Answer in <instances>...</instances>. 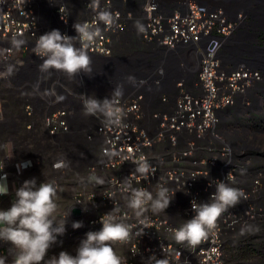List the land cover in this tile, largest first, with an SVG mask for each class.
I'll return each mask as SVG.
<instances>
[{
    "label": "built area",
    "instance_id": "built-area-1",
    "mask_svg": "<svg viewBox=\"0 0 264 264\" xmlns=\"http://www.w3.org/2000/svg\"><path fill=\"white\" fill-rule=\"evenodd\" d=\"M94 2L0 0V134L9 121L10 94L27 99L28 128L43 134L37 136L39 156L0 158V209L14 202L15 190L29 179L27 170L42 162L40 154L55 155L52 184L58 189L60 178L80 167L72 157L81 150L96 182L93 189L77 190L56 219L67 220L68 239L79 244L114 212L130 231L126 243L114 245L125 264H252L240 249L264 234V131L250 124L264 101V46L250 12L199 0H98L95 8ZM101 11L110 14V24L98 21ZM74 23L99 32L84 45L90 60H129V76L138 68L130 87L109 102L119 124L102 114L84 115L90 97L84 72L70 77L39 67L42 59L33 52L39 36L53 29L75 36ZM80 124L84 139L70 136ZM133 161H146L154 172L142 177ZM221 181L247 198L224 211L195 248L177 243L175 230L194 215L192 201H209ZM160 184L174 196L169 207L138 217L127 206L126 189L155 195ZM74 207L82 210L80 217L73 216ZM73 221L82 227L73 229ZM61 244L59 239L50 251ZM5 248L15 251L0 241V259L13 264Z\"/></svg>",
    "mask_w": 264,
    "mask_h": 264
},
{
    "label": "clouds",
    "instance_id": "clouds-1",
    "mask_svg": "<svg viewBox=\"0 0 264 264\" xmlns=\"http://www.w3.org/2000/svg\"><path fill=\"white\" fill-rule=\"evenodd\" d=\"M98 7V0L94 8ZM100 22L111 23L106 11L97 15ZM76 35L62 34L53 29L39 36L33 48L34 54L42 59V71L55 69L70 77L90 71V57L84 45L90 44L99 32L87 24L74 23ZM79 42L80 47L76 44ZM11 73V68L8 69ZM85 115L102 114L108 123L119 124V114L107 98L89 97L83 102ZM136 172L148 178L154 169L146 161H133ZM97 183L102 184L103 180ZM127 206L138 216L150 209L153 213L164 212L174 196L160 184L153 195L145 189H126ZM56 188L52 183L37 182L35 177L25 179L15 190V200L7 209H0V241L9 243L15 249L13 264H125L114 245L126 243L130 239L129 228L117 222L114 212L101 220L99 231H89L75 248V254L62 250L58 255L49 256L50 249L58 243V237L66 232V222H56L58 206L55 202ZM242 190L230 187L223 181L215 186L209 201L195 203L191 208L194 215L174 232L177 243H186L195 248L209 232L215 229L219 216L229 208H234L246 199ZM82 227L81 221H73L72 228ZM0 264L4 260L0 259ZM164 264V262H161Z\"/></svg>",
    "mask_w": 264,
    "mask_h": 264
},
{
    "label": "crops",
    "instance_id": "crops-1",
    "mask_svg": "<svg viewBox=\"0 0 264 264\" xmlns=\"http://www.w3.org/2000/svg\"><path fill=\"white\" fill-rule=\"evenodd\" d=\"M90 61V71L85 73L86 81L90 89V97H96L101 100L106 98L104 95L109 90V88H106L107 85H116V87L111 89L122 93L130 87L128 81L124 79L123 81L125 82H121L120 79H118L122 74L119 69L111 68L110 66L103 64V61L99 59H92ZM106 76L109 79H104ZM93 87L96 89V92L93 91ZM6 98H8L6 105V117L9 121L5 123L3 131L0 134V158L7 162L8 156L16 160H24L26 158L39 156L37 152L39 151V148L37 149L39 144L37 136H43V134L40 133L39 129L28 128V119L24 111L27 99L25 97L20 99L18 95L14 94H10L6 96ZM111 99H108V101L110 102ZM79 126V131L76 132V126V129L72 130L70 136H81L82 138L83 136H86L83 129L84 125L80 124ZM7 141H9L8 144ZM78 141V143H83L81 140ZM94 152L98 156L97 150ZM73 153V163H79L81 165L65 177L60 178V187L56 189L55 197V202L58 206L57 213L54 214L55 219L62 218L67 212L68 208L73 203V198L77 190H90L95 187L96 177L89 179L84 167L87 161L84 159V156H82V151L77 150ZM40 156L42 158V162L38 163V165L34 168L27 170V177H35L38 183H53V179L55 178L54 176L56 175V169L53 166L55 163V155L44 153L42 155L40 154ZM10 168L12 169V166ZM66 189L72 192L68 198L67 196H64V191L66 192ZM66 235L67 229L64 236ZM72 242L76 243L77 241ZM57 249L58 247L55 246V250H51L50 252H56ZM4 250L7 251L9 259L13 262L15 251L8 248H5ZM51 255L52 254H49V256Z\"/></svg>",
    "mask_w": 264,
    "mask_h": 264
},
{
    "label": "rangeland",
    "instance_id": "rangeland-1",
    "mask_svg": "<svg viewBox=\"0 0 264 264\" xmlns=\"http://www.w3.org/2000/svg\"><path fill=\"white\" fill-rule=\"evenodd\" d=\"M199 1H201L204 4H208L210 6H222V7H225L232 13L240 11V10H246V11L250 12L248 14L251 16V18L253 20L252 24L255 25V27L258 29V31H259V29H263V30H261V31H263V33L261 35V38H262L261 41H262V43L264 45V0H251V3H250L249 0H199ZM241 4H247L246 6L250 5L248 7L249 9L242 7ZM258 38L260 39V36H258ZM260 60L261 61L263 60V62H264V55H263V59H260ZM175 66L176 65L174 64V68H175ZM137 69H136V71H137ZM133 71H135V70H133ZM136 71L133 74L134 76L139 75ZM133 75H131L130 77H132ZM120 77L121 76H119V79H120ZM114 87H116V85H110V86L107 85L106 88L107 89L109 88V90H108L109 92L107 91L108 93L106 92L105 95H104V96H106L107 99H111L114 96H117V95L122 93V92H117L114 89H111V88H114ZM93 89H94L93 91L96 92V89L94 87H93ZM95 149L97 150V154L99 155L98 148L96 147ZM70 194H72V192L69 191L68 189H66V192L64 191V196H67V198H68V196H70ZM59 239L63 241V244L58 246V249L56 251V255H58V253L60 251H62V250H67L70 253L75 254V252L72 251V250L75 247H77L78 245H74L75 243L72 242V241H77V240H70V238L68 239V237H66L64 235L61 236ZM76 244H78V243L76 242ZM257 257L258 256H254V255L252 256L253 264L261 263L260 262V258H257Z\"/></svg>",
    "mask_w": 264,
    "mask_h": 264
},
{
    "label": "water",
    "instance_id": "water-1",
    "mask_svg": "<svg viewBox=\"0 0 264 264\" xmlns=\"http://www.w3.org/2000/svg\"><path fill=\"white\" fill-rule=\"evenodd\" d=\"M249 1L251 3V0H249ZM246 5L247 4H241L242 7L249 9L248 7L250 5H248V6H246ZM99 60H102L103 64L108 65L111 68L119 69L120 72H122L121 77H120V81L125 82V81H123L125 79L126 81H128V84L131 85V80L133 78H131L128 74L130 73V71L133 68H132L129 60H123V59H113V60L112 59H99ZM104 79H109V78L106 76ZM113 84H115V83H113ZM72 213H73V216L80 217L82 214V210L78 207H74L72 209Z\"/></svg>",
    "mask_w": 264,
    "mask_h": 264
},
{
    "label": "trees",
    "instance_id": "trees-1",
    "mask_svg": "<svg viewBox=\"0 0 264 264\" xmlns=\"http://www.w3.org/2000/svg\"><path fill=\"white\" fill-rule=\"evenodd\" d=\"M257 237L243 241L240 250L245 254V257L258 256L257 258H260L261 262L259 264H264V234L260 240Z\"/></svg>",
    "mask_w": 264,
    "mask_h": 264
},
{
    "label": "flooded vegetation",
    "instance_id": "flooded-vegetation-1",
    "mask_svg": "<svg viewBox=\"0 0 264 264\" xmlns=\"http://www.w3.org/2000/svg\"><path fill=\"white\" fill-rule=\"evenodd\" d=\"M263 29H259L258 33H259V36H260V42L261 44L263 45L262 41H261V35L263 33V31H261ZM264 46V45H263ZM253 127L257 128V130L259 131H264V101H263V105H262V112L256 116V117H253L251 119V123H250Z\"/></svg>",
    "mask_w": 264,
    "mask_h": 264
},
{
    "label": "bare ground",
    "instance_id": "bare-ground-1",
    "mask_svg": "<svg viewBox=\"0 0 264 264\" xmlns=\"http://www.w3.org/2000/svg\"><path fill=\"white\" fill-rule=\"evenodd\" d=\"M259 58V57H258ZM260 59H262V58H260ZM119 79V78H118ZM89 82H90V80H89Z\"/></svg>",
    "mask_w": 264,
    "mask_h": 264
}]
</instances>
